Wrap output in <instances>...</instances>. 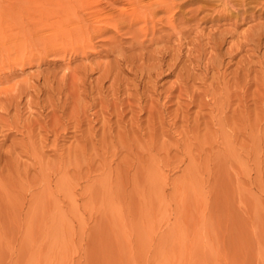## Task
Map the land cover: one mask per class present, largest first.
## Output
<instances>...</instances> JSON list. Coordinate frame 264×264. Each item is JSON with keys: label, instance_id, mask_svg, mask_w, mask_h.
<instances>
[{"label": "rangeland", "instance_id": "1", "mask_svg": "<svg viewBox=\"0 0 264 264\" xmlns=\"http://www.w3.org/2000/svg\"><path fill=\"white\" fill-rule=\"evenodd\" d=\"M140 1L0 0V264H264V0Z\"/></svg>", "mask_w": 264, "mask_h": 264}, {"label": "bare ground", "instance_id": "2", "mask_svg": "<svg viewBox=\"0 0 264 264\" xmlns=\"http://www.w3.org/2000/svg\"><path fill=\"white\" fill-rule=\"evenodd\" d=\"M35 1V0H34ZM39 1V0H38ZM54 2H55V4L56 5H58V3L56 2V0H53ZM115 1H118V0H115ZM126 2H127V4H129V5H131V6H134V2L136 3V4H138V3H140L141 1L140 0H125ZM23 2H24V0H23ZM27 2V1H26ZM26 2H24V4L26 3ZM19 4V3H18ZM42 4V3H41ZM46 4V3H45ZM141 4V3H140ZM153 5L155 6V7H153ZM44 5H42V7H43ZM168 6H169V3H168V0H155V1H152V2H148L144 7H147V10H148V12L151 14V15H155V13H156V10H164V11H166L167 9H168ZM23 7V6H22ZM24 7H26V6H24ZM40 8V10L41 11H39L42 15H43V13H47V10H48V8H47V10L46 9H41V6H39ZM45 8V7H44ZM134 8V7H133ZM67 9H69V6H62L61 8H60V10H63V11H66ZM94 9V8H93ZM92 9V10H93ZM98 9V8H97ZM91 10V11H92ZM96 10V9H95ZM95 10H93V11H95ZM121 11H123V10H121ZM90 12V11H89ZM88 12V13H89ZM102 12V11H101ZM0 13H1V9H0ZM100 13V12H99ZM99 13H93L94 14V18L96 19V22H104L105 24H112V22L115 24V25H117L118 23H119V21H121V19H122V16L120 17V18H118L117 19V17H118V15L119 14H117V15H114V14H99ZM60 16H62V15H60ZM65 18V16H63L62 17V19H64ZM95 22V21H94ZM83 24H81V27L79 26V28L77 29L78 30V32H81L82 30H83ZM74 31V33H75V31L76 30H73Z\"/></svg>", "mask_w": 264, "mask_h": 264}]
</instances>
